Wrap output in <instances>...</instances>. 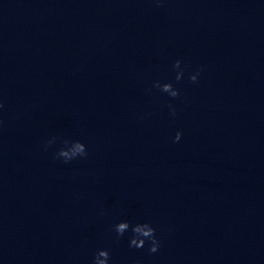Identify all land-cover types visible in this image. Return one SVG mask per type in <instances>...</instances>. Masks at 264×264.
<instances>
[{
    "label": "water",
    "instance_id": "obj_1",
    "mask_svg": "<svg viewBox=\"0 0 264 264\" xmlns=\"http://www.w3.org/2000/svg\"><path fill=\"white\" fill-rule=\"evenodd\" d=\"M264 4V0H0V23L108 29L201 19Z\"/></svg>",
    "mask_w": 264,
    "mask_h": 264
},
{
    "label": "clouds",
    "instance_id": "obj_2",
    "mask_svg": "<svg viewBox=\"0 0 264 264\" xmlns=\"http://www.w3.org/2000/svg\"><path fill=\"white\" fill-rule=\"evenodd\" d=\"M158 5L163 4V0H155ZM173 67L178 69L176 73V81H180L183 78V71L181 69V61L177 60ZM202 70V69H201ZM199 72L189 76L190 81L197 82ZM155 88L160 89L161 92L167 93L170 97L176 98L180 95V92L177 88L173 87L172 83H163L155 82L153 85ZM3 107V104L0 103V108ZM171 109V114L175 115V108L169 105ZM182 136L181 132H177L173 142L180 141ZM53 141H48L50 145ZM66 147L61 148L56 154V158H63L65 163L70 162L71 160L77 157L87 156V150L85 144L80 141L70 142L68 140L63 141ZM74 145V147H70ZM113 230L116 233L117 241L124 236L126 232L131 230L132 236L129 240V247L141 249L144 248L146 243L148 246V252L150 254L156 253L160 248V240L156 235V229L150 223H136L134 225L130 224L128 221H121L113 226ZM110 259L109 251L106 249L98 250L93 258V264H108Z\"/></svg>",
    "mask_w": 264,
    "mask_h": 264
}]
</instances>
